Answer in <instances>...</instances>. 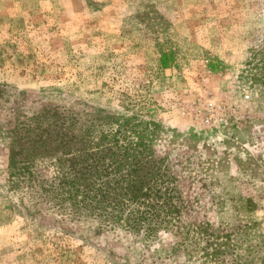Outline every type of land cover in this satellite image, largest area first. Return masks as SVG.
I'll return each instance as SVG.
<instances>
[{
	"label": "rangeland",
	"instance_id": "1",
	"mask_svg": "<svg viewBox=\"0 0 264 264\" xmlns=\"http://www.w3.org/2000/svg\"><path fill=\"white\" fill-rule=\"evenodd\" d=\"M0 264H264V0H0Z\"/></svg>",
	"mask_w": 264,
	"mask_h": 264
},
{
	"label": "trees",
	"instance_id": "2",
	"mask_svg": "<svg viewBox=\"0 0 264 264\" xmlns=\"http://www.w3.org/2000/svg\"><path fill=\"white\" fill-rule=\"evenodd\" d=\"M37 119L39 118H33L30 122L31 124H28L27 127H30V125H32L33 122H35ZM48 130H51V128L49 127H46L43 131H48ZM27 131V130H26ZM62 146H65L64 144L61 143V140H60V136L57 138V143H55L52 147H48V142L46 140V138H41L40 137V145L39 147L37 148H31V149H28V147H22L20 150H18V155L19 156H23V158L25 160L27 159H30L32 155H34L38 149H42L43 148V152H46V156H50L52 158V156L56 159V162H58L60 165H62V167H64L63 169V172L61 175H63L64 173L71 176L72 173L75 174V177L73 176V178H71L70 180H73V182L75 184H71L72 186L76 187L77 190H79L80 188V184H79V181L76 180V173L78 172H82L83 171L84 173L86 172H89L90 171V175H91V179L83 184V189L81 190L82 193L86 194L87 196H92V197H99V198H102V197H106L107 196V192L105 191V186H106V182L105 181H101V183L97 184L95 182H93V179H95V177L92 178V176L97 172L98 168H92V166H97L99 164V162H96L94 165L91 164V167H87V166H82L81 168H76L74 167V165L72 166H69L66 165V162H68L70 160V158H68L67 156L70 155L69 153H63L62 156H55L52 152H55L57 153V150H62ZM56 150V151H55ZM34 151H36L34 153ZM72 159V158H71ZM24 165H27V164H22V163H18V165H15V168L16 170L20 169V168H25ZM91 169V170H90ZM69 176L67 178H69ZM63 184H66L64 181H61ZM67 185V184H66ZM69 185V184H68ZM70 185V186H71ZM81 186V187H82ZM76 194H78L76 192Z\"/></svg>",
	"mask_w": 264,
	"mask_h": 264
}]
</instances>
